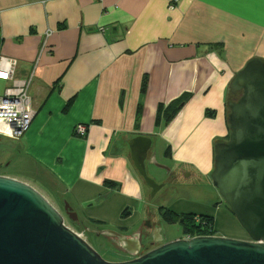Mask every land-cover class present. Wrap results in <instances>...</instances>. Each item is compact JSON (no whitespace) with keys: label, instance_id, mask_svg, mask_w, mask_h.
<instances>
[{"label":"crops","instance_id":"1","mask_svg":"<svg viewBox=\"0 0 264 264\" xmlns=\"http://www.w3.org/2000/svg\"><path fill=\"white\" fill-rule=\"evenodd\" d=\"M1 57L16 65L0 96L15 81L29 84L26 155L81 221L135 229L150 204L128 142L158 137L177 169L209 180L214 145L230 133L231 82L249 60H264V0H0ZM183 95L174 120L158 124L160 105ZM80 124L89 126L83 138ZM175 206L215 223L228 216L185 198Z\"/></svg>","mask_w":264,"mask_h":264},{"label":"water","instance_id":"2","mask_svg":"<svg viewBox=\"0 0 264 264\" xmlns=\"http://www.w3.org/2000/svg\"><path fill=\"white\" fill-rule=\"evenodd\" d=\"M230 92L240 99L229 105V139L215 144L211 179L248 240L198 236L142 254L141 242L133 236L98 231V236L116 235L118 245L129 248L123 252L130 260L108 262L36 188L0 175V264H264V60H249L234 76ZM128 145L136 171L155 197L162 186L150 177L146 164L154 141L139 135ZM149 164L171 171L158 163L156 153ZM65 203L69 220L82 225Z\"/></svg>","mask_w":264,"mask_h":264},{"label":"rangeland","instance_id":"3","mask_svg":"<svg viewBox=\"0 0 264 264\" xmlns=\"http://www.w3.org/2000/svg\"><path fill=\"white\" fill-rule=\"evenodd\" d=\"M217 51L222 50L218 49ZM224 53L226 54L227 51H224ZM1 91L2 89L0 87V94L2 93ZM232 99L234 100V97L230 98V100ZM230 100L227 99V102ZM226 110L228 113L227 106ZM161 139L164 140L163 137H161ZM167 148L168 145L165 142L162 143L158 137H155L154 150L156 153V159L160 165L171 170V173H167L166 171L160 170L155 166L147 167L148 174L152 179H154L158 184L166 185V187H164L159 192L157 198L158 200L154 201L153 204L156 205L155 207H162L164 211L171 210L174 214H181L174 209H176L175 203L182 198L211 203L212 201H206L202 199L205 197L206 193L201 192V190L212 191L211 194H214V188L210 179H203V181H201L200 176L195 171L194 172L196 173V176L191 175L192 177H189L190 169L188 167L177 169V166H175L176 163L166 156ZM39 168L34 163V161L26 155V149L24 143L21 140L11 139L9 137L0 135V175L16 178L36 188L63 215L68 226H70L75 231H83V229L86 227L83 223L80 226L75 225L66 216L64 210L66 206V200L61 197L64 190H62V193H60V189H62V187H59L54 182H52L47 176V173L42 168ZM184 170H187V172H184ZM38 171L41 175H39ZM170 174L174 176L175 179H171V177H169ZM147 193H149L148 190H146V194ZM147 208L148 207L146 206V210ZM227 214L228 216L226 217H223L221 214L219 220L217 219L218 223H215L216 233L218 234L221 232L220 234L228 235L230 236L229 238L235 237V239H241L242 237L248 238L247 234H245V232L239 226L238 222L229 209ZM157 222L159 227L163 230L166 241L172 242L182 238L185 239L179 223H166L160 215L157 216ZM89 228L92 231L95 230V228L91 226H89ZM87 242L103 259L108 262H124L130 258L129 256L127 257L125 253L115 249L108 239L103 236H98L94 232L87 233Z\"/></svg>","mask_w":264,"mask_h":264},{"label":"flooded vegetation","instance_id":"4","mask_svg":"<svg viewBox=\"0 0 264 264\" xmlns=\"http://www.w3.org/2000/svg\"><path fill=\"white\" fill-rule=\"evenodd\" d=\"M232 95L234 96V100L233 101H235V98H236V96L238 94H236V95L232 94ZM230 98H231V96L229 94L228 100H230ZM231 103L232 102H230L229 105ZM226 140L227 139H225L222 142H225ZM154 153H155L154 148H151V150L148 152V156H147V159H146L147 167H152L149 164V162L151 161L152 155ZM169 173H171V171ZM169 177H171V179H175V177L172 176L171 174L169 175ZM209 179L212 182L211 176H210ZM141 180H142L143 185H144L145 194H146V190H148V192H149V193L146 194V198H147V200H148V202L150 204V206L146 210L147 211V216H146V213H145V217H144L142 223L137 228H135L134 230L133 229L126 230V229H120V228H115V227H110V226L109 227L108 226H100L99 228H97V230L96 229L93 230V231L90 230L89 233H93L94 232V233L97 234L98 231L112 230L114 232H118L121 235L133 236V240H135V241H138L139 240L141 242V245H142V254H145L147 251L156 249L157 247H159L161 245H164V244L170 242V241H166L165 235L163 233V230L157 224L158 223L157 222V216L158 215H160L164 219V221L166 223H169V224H176V223H179L180 224L179 221L172 220V218H171L172 216H187V215H191L193 217V219H194L195 224L200 225L201 220H202V218H203L204 215L192 214V213H190V214H183V213H181V214H174V213H172L173 211H171V210L170 211L169 210L164 211V209L162 207H159V208L157 207L156 208L155 207L156 205H154L153 203H154V201H157L158 200L157 198H158L159 192L164 187H166V185L160 184L162 186V188L158 191V193L156 194L155 197H152V189H150L148 187L146 181L142 177H141ZM201 181H203L202 178H201ZM212 186H213V184H212ZM213 188H214V190H213L214 192L213 193L215 194V196H214V194L213 195L211 194L212 191L201 190L202 193H206L205 197L202 198V199H204L206 201H212L211 203H206L204 201H197V200H193V201L200 202L202 204L212 205L213 207H216V208L218 206H223L224 209H227L228 210V207L225 204V202L222 199V197L220 196L218 190L214 186H213ZM168 213L170 215H168ZM207 217H210V218H213L214 219V217H211V216H207ZM180 226H181V228L183 227L181 224H180ZM201 227H202V229H205L204 228L205 227L204 225L201 226ZM217 235H219V233L218 234L216 233V236ZM103 237H105V236H103ZM105 238L108 239L112 243L113 247L115 249L119 250L120 252H123V250L129 249V248H121L118 245V238L116 237V235L106 236ZM125 254H126L127 257L129 256L127 253H125ZM130 259H131V257L128 258V260H130Z\"/></svg>","mask_w":264,"mask_h":264},{"label":"built area","instance_id":"5","mask_svg":"<svg viewBox=\"0 0 264 264\" xmlns=\"http://www.w3.org/2000/svg\"><path fill=\"white\" fill-rule=\"evenodd\" d=\"M171 4L169 10H174ZM16 61L8 57L0 58V81L10 82L13 80ZM35 112L32 109V102L29 96V84L27 81H15L0 96V135L11 139H22L28 132ZM89 126L80 124L76 127L75 133L78 137H85L88 134ZM199 221V220H198ZM200 222V221H199ZM91 229L85 227L83 231H75L81 238L87 241V233ZM198 237V236H195ZM194 237L187 236L185 239Z\"/></svg>","mask_w":264,"mask_h":264},{"label":"trees","instance_id":"6","mask_svg":"<svg viewBox=\"0 0 264 264\" xmlns=\"http://www.w3.org/2000/svg\"><path fill=\"white\" fill-rule=\"evenodd\" d=\"M231 98L234 97L231 93H230ZM190 99V95H183V97L173 101L170 104L167 105H160L159 110H158V117H157V123L161 124H170L174 118L178 115V113L184 108V106L186 105V103L188 102V100ZM240 99V94H238L235 98V101L230 100L229 102L226 103V106L228 107V113L227 116L230 113V107H229V103L230 102H237ZM215 111H207L206 115L208 117H214L215 116ZM141 115L138 112V122L140 121ZM227 124H228V117H227ZM228 128H229V124H228ZM229 139V135L227 137L228 141ZM166 155H168V153L166 152ZM39 173V171H38ZM39 175H41L39 173ZM48 177H50L48 175ZM50 179L53 180L52 177H50ZM56 184V181H55ZM57 185V184H56ZM65 199V194H62V196ZM62 198V199H63ZM228 207V206H227ZM229 209V207H228ZM230 210V209H229ZM130 209H127L122 217L123 218H127L130 216ZM168 215H170L168 213ZM172 220H176L179 221L180 224L183 226L182 230H183V235L184 237L187 236H191V237H195V236H216V231H215V220L213 218L207 217V216H203L200 225L195 224L194 219L191 215H187V216H172L171 217ZM82 223L86 226V227H93L97 230V228L100 227V223L94 220H89V219H82ZM205 226V229H202L201 226ZM84 226V227H85Z\"/></svg>","mask_w":264,"mask_h":264}]
</instances>
